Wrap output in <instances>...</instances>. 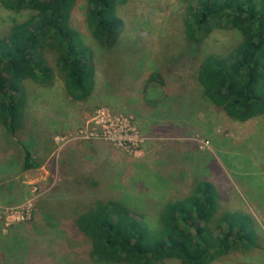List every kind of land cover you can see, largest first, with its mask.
<instances>
[{
    "label": "rangeland",
    "instance_id": "374dc122",
    "mask_svg": "<svg viewBox=\"0 0 264 264\" xmlns=\"http://www.w3.org/2000/svg\"><path fill=\"white\" fill-rule=\"evenodd\" d=\"M86 7L78 0L71 24L93 50L92 94L70 99L57 74L48 86L25 80L22 129L11 136L0 127V264H114L91 257L75 214L115 199L155 225L164 203L201 180L219 193L214 227L223 211L249 213L258 226L255 247L210 264H264V114L230 119L194 77L204 54L233 46L239 34L215 29L190 49L184 0H128L117 7L123 28L108 53L90 34ZM27 15L0 3V38ZM45 56L53 67L52 52ZM21 141L28 169L18 160Z\"/></svg>",
    "mask_w": 264,
    "mask_h": 264
},
{
    "label": "trees",
    "instance_id": "16d2710c",
    "mask_svg": "<svg viewBox=\"0 0 264 264\" xmlns=\"http://www.w3.org/2000/svg\"><path fill=\"white\" fill-rule=\"evenodd\" d=\"M86 1L85 20L92 38L103 51H115L123 28L117 7L128 0ZM184 1L182 34L190 49L215 29L234 30L240 36L233 46L206 53L200 60L194 77L202 96L235 121L264 114V0ZM77 2L0 0L6 9L28 11L0 38V127L7 135H17L23 126L25 80L48 86L57 74L70 99L85 100L92 94L93 50L71 24ZM46 50L54 56L53 67ZM187 55L185 51L182 57ZM128 57L129 52L122 50L119 58ZM19 145L21 166L31 168L28 147L23 141ZM218 198L215 185L201 180L188 194L164 203L155 225L115 199L84 207L72 217V224L89 241L96 261L210 264L231 250L255 247L258 240L257 223L244 211H223L213 226Z\"/></svg>",
    "mask_w": 264,
    "mask_h": 264
}]
</instances>
